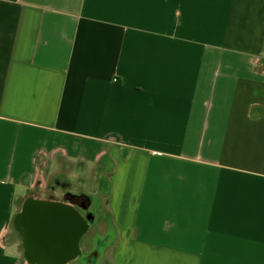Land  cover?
I'll use <instances>...</instances> for the list:
<instances>
[{
	"label": "crops",
	"instance_id": "1",
	"mask_svg": "<svg viewBox=\"0 0 264 264\" xmlns=\"http://www.w3.org/2000/svg\"><path fill=\"white\" fill-rule=\"evenodd\" d=\"M61 183L110 264H264V0H0V264Z\"/></svg>",
	"mask_w": 264,
	"mask_h": 264
},
{
	"label": "water",
	"instance_id": "2",
	"mask_svg": "<svg viewBox=\"0 0 264 264\" xmlns=\"http://www.w3.org/2000/svg\"><path fill=\"white\" fill-rule=\"evenodd\" d=\"M22 208L21 225L25 228L24 240L28 246L49 250L54 245L53 238L57 237L62 239L58 247L70 249L69 255L77 254L78 242L86 225L72 208L57 202L34 199L23 203ZM29 208L37 211L27 215ZM52 213H55V217Z\"/></svg>",
	"mask_w": 264,
	"mask_h": 264
},
{
	"label": "flooded vegetation",
	"instance_id": "3",
	"mask_svg": "<svg viewBox=\"0 0 264 264\" xmlns=\"http://www.w3.org/2000/svg\"><path fill=\"white\" fill-rule=\"evenodd\" d=\"M31 200H37L33 197H30ZM29 199V200H30ZM45 201L49 202H57L59 204L68 206L72 208L81 218L82 222L86 225V230L81 235L79 242H78V250L77 254L69 255L70 249L60 248L58 247V242L62 240L61 238L54 237L53 247L49 250H40L37 248H31L30 246L25 243L24 234L25 228L21 225V214L23 212V208L16 219V224L20 230V234L22 237L23 243V253L24 259L27 264H93L92 258H96L99 254V249L102 245H99L100 237H97L91 243V249L88 252H83L80 247L81 239L86 234L88 228H90L91 223L95 220V212L90 211L89 209L92 208V200L83 195H74L68 192L63 194V201H53L52 199H45ZM36 209L29 208L27 209L26 214H32L36 212ZM53 217H55V213H52ZM27 219V218H26ZM63 244V243H61Z\"/></svg>",
	"mask_w": 264,
	"mask_h": 264
},
{
	"label": "rangeland",
	"instance_id": "4",
	"mask_svg": "<svg viewBox=\"0 0 264 264\" xmlns=\"http://www.w3.org/2000/svg\"><path fill=\"white\" fill-rule=\"evenodd\" d=\"M76 182H72V186H76ZM61 189H57L55 193H51L52 197H50L53 201H63V194L67 192V185L61 183ZM106 192V186H102L99 189V193L96 194L92 200V208L90 211L95 212V220L91 223L88 234H84L81 239L80 247L83 252H88L91 249V243L94 238L101 237L102 233L105 232V229H102V223L108 221V213L106 210L107 205V197L104 195ZM38 198L44 197L49 199V194L41 195L36 194ZM100 245V244H99ZM106 245L101 246L99 249V254L96 258H92L93 264H110L108 253L105 251ZM21 264H24L21 262ZM27 264V263H25Z\"/></svg>",
	"mask_w": 264,
	"mask_h": 264
},
{
	"label": "trees",
	"instance_id": "5",
	"mask_svg": "<svg viewBox=\"0 0 264 264\" xmlns=\"http://www.w3.org/2000/svg\"><path fill=\"white\" fill-rule=\"evenodd\" d=\"M29 199H30V198L26 199V200L24 201V203L27 202Z\"/></svg>",
	"mask_w": 264,
	"mask_h": 264
}]
</instances>
